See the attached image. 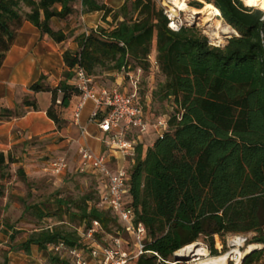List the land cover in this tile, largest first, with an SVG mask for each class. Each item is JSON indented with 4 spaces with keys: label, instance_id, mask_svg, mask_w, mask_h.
<instances>
[{
    "label": "trees",
    "instance_id": "1",
    "mask_svg": "<svg viewBox=\"0 0 264 264\" xmlns=\"http://www.w3.org/2000/svg\"><path fill=\"white\" fill-rule=\"evenodd\" d=\"M163 1L126 0L115 10L98 0H0V70L24 22L61 44L70 37L52 27L53 19L67 21L103 12L99 27L75 37L79 49L64 52L68 71L59 87L51 89L40 81L30 90L52 92L47 115L61 131L66 123L64 110L81 96L72 83L76 67L97 84L98 70L124 76L141 69L143 85L153 62L165 76L157 95L171 103L168 129L153 145L139 143L126 168L131 178L126 207L135 211L136 222L147 231L145 253L130 264H179L176 253L200 241L215 257L216 237L226 249L229 235H253L247 246L263 249L246 255L242 264H259L264 257V9L246 7L240 0L190 2L194 9L212 4L233 29L235 35L227 44L215 47L187 26L171 31ZM79 2L81 11L75 8ZM141 91L140 105L157 120L159 116L148 114ZM0 105V121L21 118L26 108L38 110L29 97L22 110L11 109L3 101ZM29 144H22L24 152ZM19 160L13 152H0V197L5 194L1 183L11 178L10 166ZM17 175L28 182L23 168ZM92 177L94 197L57 196L48 208L26 207L39 221L58 222L30 234L22 245L28 255L33 246L41 253L60 243L69 250L88 248L86 233L94 222L101 226L96 235L100 245L123 232L120 218L101 207L102 181ZM46 264H73V259L53 251Z\"/></svg>",
    "mask_w": 264,
    "mask_h": 264
},
{
    "label": "rangeland",
    "instance_id": "2",
    "mask_svg": "<svg viewBox=\"0 0 264 264\" xmlns=\"http://www.w3.org/2000/svg\"><path fill=\"white\" fill-rule=\"evenodd\" d=\"M184 1L189 6V3L195 0ZM240 1L246 6L242 0ZM169 6L174 13L181 16L185 26L198 31L203 37L207 38L208 43L212 46L224 47L228 40L235 35L233 29L220 17H216L213 21L208 22L207 15H194L193 9L190 6V12L179 11L173 7L172 3ZM226 29H228L230 34L227 33ZM68 35L70 37L69 40L75 37L74 33ZM219 35L223 38L222 43H219L217 39H213ZM155 57L156 53H153L152 62ZM117 77V72L105 71L104 69L98 70V82L101 86L114 84ZM165 80V76L153 62L145 71L143 85L141 86V96L148 104L147 110L149 115L154 114L159 116V118L162 117V119L167 120L169 113L172 111L171 103L162 102L159 95H157L160 86L165 83ZM1 108L0 105V114ZM93 108L94 104L92 102H88L85 106L81 119L83 126L87 125ZM70 123L66 122L61 131L67 127L71 128L72 131L75 130ZM162 133L163 131L156 133L149 130L143 135V138L146 140L147 145H153ZM67 140L68 138L66 137L59 135L52 137L50 135L30 141L26 152H24L22 144L13 149L14 157L16 159L19 158L20 162L10 166L11 178L1 183L4 186L5 194L0 197V264H6V261H8V264H46L49 260L48 255H41V252L33 253L31 251L32 253L28 255L22 249V245L28 240L33 231L45 226H55L58 222L54 219L39 221L30 211H27V206L36 205L42 209L48 208L57 196L78 199L84 195L91 194L94 197L96 189L95 179L91 174L80 173L78 170V156L75 153V149L71 147V144ZM89 144L90 149L95 153L102 148L101 144L92 139L89 140ZM58 155L67 157L65 158L68 161L69 168L61 178L56 179L45 173L44 167L51 159L56 156L58 157ZM20 168L24 169L28 182L17 175V171ZM72 225L77 226V222H74ZM10 227L14 229L12 230ZM12 235L15 236L14 241L11 239ZM252 237L253 235H229L226 237V249H224L220 238L216 237L218 254L215 257L211 256L208 247L202 241L197 244L200 245L199 248L205 247L207 249L209 258L229 255L227 264H239L247 253V248L249 247L247 246V240L252 239ZM259 249H263V246H259ZM205 259L204 257L197 256V252H195L191 256L179 258V264H199L207 260ZM259 264H264V257Z\"/></svg>",
    "mask_w": 264,
    "mask_h": 264
},
{
    "label": "built area",
    "instance_id": "3",
    "mask_svg": "<svg viewBox=\"0 0 264 264\" xmlns=\"http://www.w3.org/2000/svg\"><path fill=\"white\" fill-rule=\"evenodd\" d=\"M161 4L171 31L180 32L186 27L181 16L170 8L171 0H164ZM72 72L75 85L81 94V104L74 117L75 125L80 127L81 111L87 102H92L94 110L90 123L96 124L102 134L109 136L106 142L109 150L120 152L130 161L135 156L136 147L142 143L143 135L149 130L156 133L163 131L159 137L163 138L168 129L169 116L167 120L162 117L152 120L140 105L143 74L141 69L123 76L125 90L100 86L80 67H76ZM79 157V171L102 181L101 207L120 218L123 232L111 237L107 245H100L96 235L101 232V226L94 222L93 228L86 233L88 244L91 245L88 248L69 250L60 243L51 246L48 251L62 252L63 256H70L73 264H130L145 253L147 231L142 223L136 222L135 211L126 207L125 199L129 194L131 182L127 167L113 173L106 157L94 153L88 147L79 150ZM68 168L67 159L58 156L47 163L44 172L59 179Z\"/></svg>",
    "mask_w": 264,
    "mask_h": 264
},
{
    "label": "crops",
    "instance_id": "4",
    "mask_svg": "<svg viewBox=\"0 0 264 264\" xmlns=\"http://www.w3.org/2000/svg\"><path fill=\"white\" fill-rule=\"evenodd\" d=\"M98 1L104 2L107 6L117 10L124 5L126 0ZM75 8L81 11L82 3L76 4ZM103 16V12H96L72 17L67 21L53 19L51 25L55 30H61L66 35L74 33L76 37L99 27L103 23ZM75 37L72 40L58 44L47 36H43L40 30L28 22H24L18 29L14 44L7 53L6 60L0 70V101L5 102L11 109L18 108L22 110L24 99L29 97L37 102L38 110L26 108L27 113L23 117L10 121H0V152L8 154L16 146L30 142L33 139L59 135L68 138L67 142L75 149L80 165L79 150L82 147L90 149L89 140L92 139L102 145V148L96 154L105 156L109 168L113 169L111 170L113 173H116L118 170L126 168L129 161L120 152L109 150L106 143L109 136L102 134L96 124L90 123V116L94 108L90 113L87 125H82L83 110L88 102L81 111L80 127L76 126L74 117L77 108L81 104V96L74 97L71 106L64 110L62 118L66 122H71L70 125L75 130L72 131L71 128L67 127L62 131H58L56 124L47 115L52 106V92L34 93L30 90L33 85L40 81L45 86L56 89L65 80L64 74L68 69L64 64L63 54L67 50L77 51L79 49ZM117 75L116 82L110 87L125 90L123 76L118 73ZM43 77L45 78L43 79ZM72 83L75 84V78ZM59 98H62L61 94ZM141 141L146 142L143 137ZM32 252L40 253L36 246L32 247ZM50 253L47 251L40 254H46L49 257ZM88 259L91 260L90 257Z\"/></svg>",
    "mask_w": 264,
    "mask_h": 264
},
{
    "label": "bare ground",
    "instance_id": "5",
    "mask_svg": "<svg viewBox=\"0 0 264 264\" xmlns=\"http://www.w3.org/2000/svg\"><path fill=\"white\" fill-rule=\"evenodd\" d=\"M247 7H258L260 9H264V0H242ZM171 3L173 5L174 8H176L179 11H183V12H190V7L187 5V3L184 0H171ZM193 9V13L194 15H199V14H205L207 15V19L208 22H211L214 20V18H219L221 16L220 11L213 6L212 4H208L206 5L204 8L202 9ZM227 27V26H226ZM228 31V29H226ZM227 33L230 34V32L228 31ZM213 39H217L219 40V43H222V37L219 35L216 38ZM218 45V44H217ZM200 245L199 244H193L190 246H187L185 248H183L182 250L178 251L176 253V257L177 258H184L187 257L188 255L191 256V254H194L195 252H197V256L199 257H204L206 258L204 262H200L199 264H227L228 260H229V255H223L221 257H217V258H209L208 256V251L205 247H201L199 248ZM259 249L258 245H251L247 248V253L246 255H248L249 253H251L252 251ZM245 255V256H246ZM244 259V258H243ZM242 259V261H243ZM239 264H242L239 263Z\"/></svg>",
    "mask_w": 264,
    "mask_h": 264
}]
</instances>
